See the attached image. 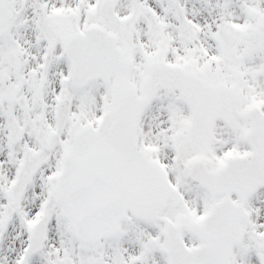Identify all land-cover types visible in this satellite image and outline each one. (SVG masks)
Returning a JSON list of instances; mask_svg holds the SVG:
<instances>
[{
    "label": "snow or ice",
    "instance_id": "1",
    "mask_svg": "<svg viewBox=\"0 0 264 264\" xmlns=\"http://www.w3.org/2000/svg\"><path fill=\"white\" fill-rule=\"evenodd\" d=\"M0 264H264V0H0Z\"/></svg>",
    "mask_w": 264,
    "mask_h": 264
}]
</instances>
